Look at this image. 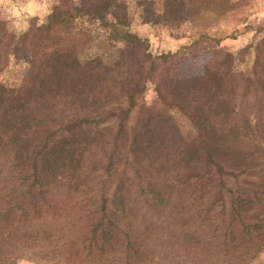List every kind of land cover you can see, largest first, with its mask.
Masks as SVG:
<instances>
[{"label":"rangeland","instance_id":"rangeland-1","mask_svg":"<svg viewBox=\"0 0 264 264\" xmlns=\"http://www.w3.org/2000/svg\"><path fill=\"white\" fill-rule=\"evenodd\" d=\"M238 2L221 15L205 10L189 16L192 12L185 5L165 9L163 0H0V18L6 23L0 37V154L27 168L33 160L47 161L52 132L80 126L93 148L119 151L116 172L123 180L129 177L140 200L151 198L167 205L183 198L192 208H207L209 223L216 227L227 210L250 203L246 189L254 177L247 179L244 169L256 161L253 143L238 133L237 122L221 131L206 110L188 101L175 103L171 96L211 86L216 69L221 73L225 63L233 70L251 69L250 57L237 54L239 48L264 38V0ZM33 20L51 25L62 38V51L76 52L77 60L70 54L61 59L57 54L30 55L22 33ZM106 25L120 31L119 55L99 71L94 54ZM50 47H60L56 38ZM52 65L55 75L48 69ZM136 102L167 106L183 135L200 146L197 161L164 156L153 168L141 157L126 156ZM222 135L228 139L222 141ZM115 180L110 179L105 189L112 198L108 209L117 205ZM65 214L32 217L23 237L1 239L0 264H86L64 229L69 219ZM108 217V213L97 216L103 229L111 225ZM163 218H169V211ZM182 238L186 245L188 240ZM180 256H159L146 264H183ZM250 264H264V246Z\"/></svg>","mask_w":264,"mask_h":264},{"label":"trees","instance_id":"trees-1","mask_svg":"<svg viewBox=\"0 0 264 264\" xmlns=\"http://www.w3.org/2000/svg\"><path fill=\"white\" fill-rule=\"evenodd\" d=\"M238 3V0H163V7L185 5L192 12L189 16L205 10L221 15ZM104 27L97 39L98 52L94 54L99 71L111 66L119 55L120 31L110 25ZM52 28L34 20L29 23L22 38L29 42L30 55L51 58L57 54L61 59L70 54V59L76 61V52L62 51V38L59 40ZM5 32V20L0 18V37ZM55 38L60 47L52 48L50 44ZM243 56L250 57V70H233L225 63L220 67L221 73L216 69L217 77L211 86L179 91L171 98L175 103L188 101L206 110L221 131L228 130L231 122L238 123V133L253 143L256 159L244 169L247 179L254 177L245 188L250 203L227 210L222 222L213 227L207 208L204 211L192 208L183 198L172 199L167 205L151 198L140 200L129 177L123 180L116 172L120 155L117 149L93 148L82 127L64 126L49 135L47 161L33 160L29 167L19 168L11 156L0 154V240L23 237L26 222L32 217L61 212L69 215L64 229L86 264H113L120 260L146 264L175 253H181L183 264H250L264 246V38L250 47L239 48L237 58ZM48 69L55 75L56 65ZM76 78L74 75L78 81ZM81 85L76 83L78 87ZM166 107L152 108L144 102L133 104L132 142L125 150L126 156L141 157L153 168L164 156L176 161H197L200 146L183 135ZM222 136V141L228 139V135ZM115 177L117 205L108 209L107 203L112 198L105 189ZM166 211L169 218L165 219ZM102 213H108L111 220L107 229L97 221ZM152 218L156 220L149 223ZM182 237L188 240L186 245ZM3 256L4 249L0 247V259Z\"/></svg>","mask_w":264,"mask_h":264}]
</instances>
